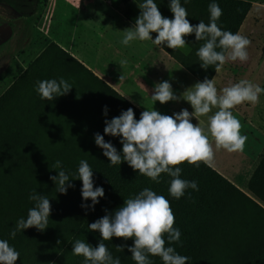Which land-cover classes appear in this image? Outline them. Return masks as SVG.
Instances as JSON below:
<instances>
[{
	"label": "rangeland",
	"instance_id": "obj_1",
	"mask_svg": "<svg viewBox=\"0 0 264 264\" xmlns=\"http://www.w3.org/2000/svg\"><path fill=\"white\" fill-rule=\"evenodd\" d=\"M103 1L109 10H116L124 18L126 11L136 16L141 13L138 0ZM131 1L135 2L133 6H129ZM89 2H81L82 18L86 10L92 14L109 13L96 1L92 3L93 6ZM154 2L164 17L173 18L170 0ZM194 4L199 3L195 0ZM250 5L237 31L251 41L249 58L245 62L229 61L219 73L215 72L213 78L218 89L241 79L264 88V0H254ZM66 10L65 0H37L35 12L25 18L0 5V31H8L6 39L3 36L0 38V71L10 56L7 70L0 74V97L30 64L48 50L36 73L20 80L12 93L0 103V239L7 240L19 252L17 264H46L62 251L61 259L67 247L65 256L56 264H85L82 256L72 253L76 240H82L92 247L103 242L113 258L118 257L121 264H135L128 251L129 247L134 246L133 239L113 237L110 241H102L99 232L91 231L88 226L106 214L114 216L115 211L124 205V200L135 197L145 188L169 200L175 215L174 226L180 230L181 237L179 242L167 246L187 256V264H264V216L203 165L196 167L185 162L180 166L181 178L196 181L198 191L188 189L177 200L168 191L171 177L167 174H161V182L157 184L134 171L127 162L110 164L103 155V149L95 144V135L103 136L105 142H110L122 155L121 138L105 135L104 128L106 120L110 122L128 108L95 79L133 107L136 110L135 119L139 120L138 113L141 115L142 112L135 108V73L144 69L137 70L135 64L128 61L121 64L125 59L109 46L101 48L100 38L91 29L85 31L83 22L78 23L74 31L71 54L65 52L50 39L56 35ZM188 19L192 25H198L200 21L206 24L210 22L207 17L188 15ZM125 20L130 27L134 26ZM226 20L222 15L217 21L218 27H222ZM230 20L233 21L232 16ZM186 38L193 41L195 35ZM203 43L194 40L198 49ZM6 48H9L7 53L4 52ZM175 50L179 56H186L190 51L188 45L185 49ZM105 59H110L118 67L113 66L111 71H105L101 63ZM101 75L110 85L100 78ZM122 75L124 79L120 80ZM61 78L72 86L69 93L53 101L42 99L36 91L37 82L59 81ZM180 78L178 83L171 84L175 93L183 89ZM164 81L169 82L167 75ZM195 84L189 80L186 89ZM161 105L158 102L154 110L166 115L170 102L162 105L163 110H158ZM171 113L177 114V110L173 108ZM233 114L240 120L243 126L241 134L247 136V141L243 152H236V159L225 160L223 167L233 182L243 184V191L230 183L264 209V203L249 191V181L260 164L262 169L259 174L264 176V94L260 95L258 104L245 103L234 109ZM221 156V149L216 150L213 160L219 162ZM58 160L62 162L61 169L69 175V183L73 185L66 194H60L50 179L58 176L61 170L53 167ZM81 160H86L93 170L94 187L104 189L105 195L99 198L94 209L82 207V204L91 206L92 201L82 198V181L78 179ZM208 167L225 178L218 170ZM254 187L264 192L262 178L255 181ZM34 191L50 200L48 228L43 232L36 228L25 229L17 232L13 239L10 232L17 221L26 219L28 210L35 206V202L29 200ZM165 239L167 241V237ZM121 245L126 246L123 252L116 248ZM149 259L152 264H163L159 257L150 256Z\"/></svg>",
	"mask_w": 264,
	"mask_h": 264
},
{
	"label": "clouds",
	"instance_id": "obj_2",
	"mask_svg": "<svg viewBox=\"0 0 264 264\" xmlns=\"http://www.w3.org/2000/svg\"><path fill=\"white\" fill-rule=\"evenodd\" d=\"M138 7L141 13L134 26L122 31L121 44L124 46L139 40L150 41L156 46H166L172 50L185 49L186 37L194 34L196 41H205L196 53L204 69L215 66V72L219 73L227 62H245L249 58L251 41L238 32L233 34L218 27L217 21L223 13L216 3L209 5L210 22L206 24L200 21L198 25L189 22L188 12L180 0H170L172 19L161 14L154 0H144ZM153 33H156L155 39L152 37ZM217 48L221 51H217ZM126 62L121 61V64ZM123 79L122 75L120 80ZM71 89L72 86L61 78L59 81H38L36 91L42 99L53 101L56 97L68 94ZM261 94H264V88L247 79L218 89L215 78H206L178 97L172 85L163 81L155 85L150 96L154 104L159 102L163 105L182 99L191 105V113L182 109L173 116L162 115L153 107L143 111L140 119L136 120L134 111L129 108L110 122L105 121V135L121 138L122 155L110 142H105L100 134L95 135V144L103 149V155L111 165L127 162L134 171L157 184L161 182V174H167L171 177L168 191L173 198L179 200L188 189L198 191L196 181L181 178V165L185 162L196 167L201 163L211 164L215 151L220 149L229 153L243 152L247 136L241 134L243 126L233 110L245 103L258 104ZM213 109L216 111L213 112ZM193 118L198 121L197 124L192 123ZM61 165L62 162L58 160L53 167L61 169ZM50 179L56 184L60 194H66L68 188L73 186L69 183V175L62 169L58 176ZM78 179L82 181L83 200L92 201L91 206L82 204V207L94 209L105 193L102 187H94L93 170L86 160L80 161ZM29 200L34 201L35 206L28 210L26 219L17 221L14 230L10 232L13 239L17 232L25 229L36 228L43 232L48 228L50 200L35 191L29 196ZM174 225L175 215L169 200L150 188H145L135 197L124 200V205L115 211L114 216L106 214L88 228L99 232L102 241H110L113 237L133 239L134 246L129 247L128 251L135 264H152L150 256L159 257L163 264H187V256H182L174 247L167 246L180 241L181 232ZM124 247L126 246L121 245L116 248L123 252ZM72 253L82 256L85 264H121L120 259L113 258L103 242L92 247L82 240H76ZM19 255L7 240L0 239V264H17Z\"/></svg>",
	"mask_w": 264,
	"mask_h": 264
},
{
	"label": "crops",
	"instance_id": "obj_3",
	"mask_svg": "<svg viewBox=\"0 0 264 264\" xmlns=\"http://www.w3.org/2000/svg\"><path fill=\"white\" fill-rule=\"evenodd\" d=\"M88 0H65L67 3V10L63 14L61 24L59 29L54 36L53 39H50L55 44L60 46L65 52L70 53V48L74 41V31L78 23L83 22L84 30L90 31V29L96 33V35L100 38V46L104 48V46H109L113 48V51L119 55H121L125 61L135 64V68L137 70L144 69L141 71H137L135 73V108L140 110L141 112L146 109H152L156 107L158 102L154 104L151 100L150 96L153 94V90L156 84L163 82L166 75L169 78V83L173 84V82H177L182 77V85L183 89L178 93H175L178 97L186 90V84L189 80L191 82L197 83L198 81L188 74L181 66L176 64L173 60H170L169 57L160 49H156L153 43L150 41H133L129 46H124L121 44V40L123 39L122 31L131 28L128 22L125 20L123 15H121L116 10H109L107 5L102 2V0H89L90 6H93V2L99 3L103 9L108 10V14L105 12L92 14L86 10L84 11V17L81 15V2ZM95 4V5H96ZM135 4L134 1L129 2V6H133ZM3 5V4H0ZM6 6V5H3ZM19 28V27H18ZM21 31V28H19ZM29 34V29H28ZM28 34L26 36H28ZM8 36L5 33V37ZM96 37V36H95ZM9 48L4 50L7 53ZM71 54V53H70ZM73 56V55H72ZM9 57L5 62V66L1 69L0 74H3L7 70V66L10 64ZM75 58V56H73ZM103 63L102 66L105 71L110 70L114 67H118L115 63H113L110 59H105L101 61ZM155 65H154V64ZM110 65V66H109ZM153 65V66H151ZM144 66V67H143ZM153 67V68H151ZM152 70V72H151ZM216 75V74H215ZM100 78L106 82V84L110 85L105 78L100 76ZM142 85L145 86V89ZM161 105V104H160ZM162 105L158 107V110H163ZM175 108L177 113H179L182 109H187L190 113L193 111L191 105L180 99L179 101H170V106L168 105L166 115L172 116V109ZM206 119V118H201ZM193 124H197L198 121L193 119ZM222 151V160L219 162L217 160H213L211 164H208L214 170H218L222 176H224L229 182L233 183L236 187L243 191V184H238L231 180L228 174L224 169L225 160H233L238 157V154L229 153L226 150L221 149ZM215 167H218L215 169ZM221 168V170H220Z\"/></svg>",
	"mask_w": 264,
	"mask_h": 264
},
{
	"label": "trees",
	"instance_id": "obj_4",
	"mask_svg": "<svg viewBox=\"0 0 264 264\" xmlns=\"http://www.w3.org/2000/svg\"><path fill=\"white\" fill-rule=\"evenodd\" d=\"M194 1L195 0H180L181 5L186 8L188 15H191L194 18H196V17L210 18L209 5L211 3H216L222 9V13H223L222 15L224 16V18L230 20L231 16L233 17V21L230 20L229 22H227L228 20H226L224 25H222V27H220V26L219 27L221 28L222 31H231L233 34H235V33H237V31H238L239 27L241 26L245 16L247 15V13L250 10V7H251L250 3L253 2L254 0H196L199 3L198 5H195ZM138 2L141 4L144 1L138 0ZM0 4L6 5L8 8L13 10L18 15L25 17V18H28L29 16H31L35 12L37 0H0ZM124 16L133 25L135 24V20L138 17V16L134 15L133 13H131L130 11H126L124 13ZM152 37H153V39H155L156 33H153ZM194 40H196V39H193V41H190V38H186V41H189V42H187V45L189 46V49H190L189 53L186 56H179V54L177 53L176 50L168 49L166 46L163 48L161 46H158V47H160L164 52H166L174 60L179 62L180 65L183 68H185L198 82H203L204 79H206V78L207 79H213L214 74H215V66H210L208 69H204L201 67L200 64L202 62L200 61L199 57L196 55V53L198 51V47L196 46V44H194ZM204 43H205V41H204ZM51 46L57 49V47L55 45L51 44ZM217 51H221V49L217 48ZM45 53H47V55H48V50H46L40 57H38L32 64H30L29 67L27 68V70L20 76V78L14 82L12 87L4 95H2L0 97V103L2 101H4L10 95V93H12L11 91H13V89H15V87L18 85L20 80L27 78L28 76L32 75L33 73H36L38 66L40 65V63H42L41 62L42 57L44 59V56L46 55ZM62 54L66 55L63 52H62ZM66 56L71 61H73V59H71V57H69L68 55H66ZM73 62H75V61H73ZM95 80L98 83H100L104 88H106V90L110 94L114 95L117 99H119L128 109L131 108L134 112H136V110H134L133 107H131L122 98L117 96L115 92H113L109 89V87L104 85L99 80H97V79H95ZM138 116L140 117L141 115H139V113H138ZM0 143H1V141H0ZM201 165L206 167L212 173L216 174V176L219 177L220 180L229 189H231L233 192H235V194L238 195L239 197H241L244 200L251 203V205L254 206V208H256L262 216H264V209H262L256 203L252 202L248 197H246V195H244V193H242L237 188H235L228 180H226L225 178H223V177L219 176L217 173H215V171L210 169L208 167V165H206L205 163H201ZM261 169H262V165L260 164L257 167L256 171L254 172V174L252 175V178L249 181V191H251L254 196H256L260 201H262L264 203V192H259L254 187L255 181L257 179L262 178V181H264L263 174H259ZM124 170L125 169L123 167L122 173H124ZM24 190H26V189H23L22 191H24ZM67 248H66L65 253L63 252L64 253L63 257L65 256V254L68 250ZM61 254H62V251L57 256L49 259L46 262V264H56V263L60 262L63 258L62 257L60 259V257L62 256Z\"/></svg>",
	"mask_w": 264,
	"mask_h": 264
},
{
	"label": "water",
	"instance_id": "obj_5",
	"mask_svg": "<svg viewBox=\"0 0 264 264\" xmlns=\"http://www.w3.org/2000/svg\"><path fill=\"white\" fill-rule=\"evenodd\" d=\"M5 33H6V31H4V30L0 31V38H2V36H3V38L6 39L7 36L5 37Z\"/></svg>",
	"mask_w": 264,
	"mask_h": 264
},
{
	"label": "bare ground",
	"instance_id": "obj_6",
	"mask_svg": "<svg viewBox=\"0 0 264 264\" xmlns=\"http://www.w3.org/2000/svg\"><path fill=\"white\" fill-rule=\"evenodd\" d=\"M4 31H6V34L8 33V31H7V30H4Z\"/></svg>",
	"mask_w": 264,
	"mask_h": 264
}]
</instances>
